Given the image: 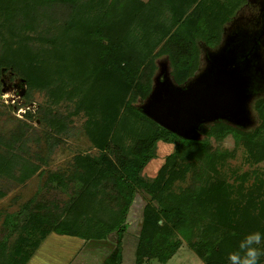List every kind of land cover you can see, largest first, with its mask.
Listing matches in <instances>:
<instances>
[{
    "label": "rangeland",
    "instance_id": "rangeland-1",
    "mask_svg": "<svg viewBox=\"0 0 264 264\" xmlns=\"http://www.w3.org/2000/svg\"><path fill=\"white\" fill-rule=\"evenodd\" d=\"M3 1L0 57L12 58L18 52L22 61L0 65V245L9 244L21 226L32 224L29 213L38 200L58 212L62 224L81 215L103 220L110 216L115 207L102 193L108 188L100 186L104 180L99 171L118 164V153L138 134L140 119L149 109L190 117L199 102L202 112L208 113L201 126L209 128L218 120L247 131L259 126L249 136L224 129L205 135L200 125L193 128L194 143L184 144L181 153L170 158L169 167L178 173L168 184H160L162 193L220 179L231 185L228 196L237 204L245 206L253 201L249 195L258 196L256 186L260 181L264 185V155L258 153L264 120L254 102L264 96V0H187L186 11L197 3L201 14L208 5L218 8L221 18L212 25L222 31L218 50L199 42L198 66L181 85L173 81L169 57L160 50L173 27L169 7L161 8L166 1ZM170 1L179 6L186 0ZM96 28L100 35L90 43ZM162 29L166 30L161 35ZM98 55L102 57L96 63ZM115 61L124 62L133 76L150 63L148 88L134 82L136 78L128 85L118 82L119 74L109 82L112 73H102L100 64ZM24 72L41 79H26ZM107 96L117 100L111 117L105 107ZM100 140L102 146L97 144ZM172 150L173 143L158 142L155 156L140 174L152 180ZM25 162L31 169H24ZM53 171L67 180L66 186L49 177ZM162 174L164 180L168 171ZM146 202L159 204L149 193L137 190L121 237L120 264H135ZM255 202L261 204L263 199L258 196ZM253 208L261 219L258 205ZM174 237L181 244L166 261L144 256L142 264H205L177 231ZM115 242V231L106 239L87 241L50 231L26 264H114ZM258 247L264 249V232ZM257 264H264V255Z\"/></svg>",
    "mask_w": 264,
    "mask_h": 264
},
{
    "label": "trees",
    "instance_id": "trees-1",
    "mask_svg": "<svg viewBox=\"0 0 264 264\" xmlns=\"http://www.w3.org/2000/svg\"><path fill=\"white\" fill-rule=\"evenodd\" d=\"M17 1H22L26 4L31 1L75 2V0ZM155 1L158 2L157 4L166 1L165 3H160L161 8L168 6L170 9L169 21H172L171 26L173 27L168 30L160 50L169 57L171 62L170 74L173 81L177 85H181L193 75L198 66L199 42L202 41L212 50H218L222 30L221 26L215 28L212 23L213 20L215 23L221 18H219L220 11L218 8L214 9L215 6L212 8V6L209 7L208 5L207 11L201 14L198 3L193 9L186 11L185 9L189 2L187 0L185 3L182 1L179 6L173 5L170 0ZM4 3L5 1L0 0V7ZM165 30L162 29L161 35ZM99 35L100 29H93L88 41L96 39ZM101 57V55L96 57V63L99 62ZM19 60L21 63L20 55L16 52V56L12 58L0 57V65L2 67L12 66V64L17 65ZM209 61H212L211 58ZM102 63L103 65L100 64L102 73H106L109 70L113 74H111V77L117 74L121 77V80L112 77L109 82L117 80L128 85L130 83L128 81L136 78V80H133L134 82L142 85L144 90L148 88L151 73L150 63H146L140 73L138 75L135 73L134 76V72L131 71L130 74L124 62ZM208 67L203 71L202 75L207 73ZM24 73L26 79L30 76L34 82H39L41 79L36 73ZM116 102L117 100L112 96L105 97L108 117H111L115 112L113 108ZM254 104L260 118L264 120V96L257 98ZM144 114L140 119L141 124L138 128V134L127 148L118 153L115 159L118 164L113 163L109 168L107 166L104 168L103 166L99 171L104 180L100 183V186H107L108 188V190H103L102 193L106 196L108 204L115 207L110 209L112 211L111 215L105 220L81 215L74 219L72 223L62 224L59 213L50 209L45 200H38L33 204L34 212L29 213V221L34 219L31 222L32 224L21 226V230L9 244L4 241L0 245V264H26L50 231L79 236L84 241L106 239L111 231H115L114 264H120L121 237L127 228L126 216L137 190L149 193L159 204L155 205L152 202H146L142 208L141 224L137 234L135 249V264H142L144 256H154L162 262L166 261L181 244L180 238L174 237L175 231L188 241L191 249L203 259L205 264H230L227 256L230 252L241 251L238 248V242L245 233L253 230H258L260 233L264 232V185L260 184L261 181L256 186L257 193L255 196H260L263 199V203L258 204L255 202L258 196L254 199L249 195L248 199L253 201L248 200L245 206L244 204H237L234 201L236 199L229 198L228 194L231 185L220 179L201 185L191 183L178 192L162 193L160 184H168L178 173V169L175 170L169 167L172 166L168 165L170 158L180 154L184 144H191L194 141L190 140V136H180L158 123L149 114ZM203 120L204 118H200L194 124V130L199 125L201 126ZM222 129L232 134L249 136L252 133H257L259 126L254 131H247L239 126L236 127V125H230L225 121L218 120L216 124H212L209 128L201 126L200 131L206 135L213 131L218 133ZM13 134L16 133L14 132ZM100 141L97 144L102 146V140ZM160 141L173 143V150L170 154L165 155L164 161L158 168L154 178L149 180L140 174V170L155 156V150ZM261 142V151H258V153L264 155V141ZM99 159L102 160L101 157ZM25 164L26 162L23 167L26 171L31 169ZM162 170L168 171L164 180ZM49 175L50 178L56 177L58 179L56 185H67V180H62L59 172L53 171ZM73 176L75 175L73 174ZM251 205L252 207L253 205H258L259 210H261L258 215L262 216L263 222L255 216V209H252ZM202 210L206 214H211V217L206 216Z\"/></svg>",
    "mask_w": 264,
    "mask_h": 264
},
{
    "label": "water",
    "instance_id": "water-1",
    "mask_svg": "<svg viewBox=\"0 0 264 264\" xmlns=\"http://www.w3.org/2000/svg\"><path fill=\"white\" fill-rule=\"evenodd\" d=\"M21 80H23V78H21ZM22 91L23 89H21L19 93L22 94ZM174 94L175 93H171L170 95L173 96ZM195 106H196L195 113L190 117L181 115V113H179L178 111L171 112L169 110L155 111L149 109L146 110L145 113L149 114L158 123L169 128L170 130L174 131L180 136L189 137L191 136L190 131H192L194 124L200 118H204L208 116V113L202 112L201 104L199 102L195 103Z\"/></svg>",
    "mask_w": 264,
    "mask_h": 264
},
{
    "label": "clouds",
    "instance_id": "clouds-1",
    "mask_svg": "<svg viewBox=\"0 0 264 264\" xmlns=\"http://www.w3.org/2000/svg\"><path fill=\"white\" fill-rule=\"evenodd\" d=\"M261 244V233L253 230L244 234L238 242L239 252H230L227 256L230 264H257L258 258L264 255V249L258 247Z\"/></svg>",
    "mask_w": 264,
    "mask_h": 264
}]
</instances>
